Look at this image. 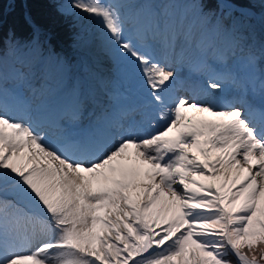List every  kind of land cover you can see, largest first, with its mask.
<instances>
[{"label":"snow or ice","instance_id":"1","mask_svg":"<svg viewBox=\"0 0 264 264\" xmlns=\"http://www.w3.org/2000/svg\"><path fill=\"white\" fill-rule=\"evenodd\" d=\"M71 7L96 19L122 55L138 62L164 126L125 124L122 113L86 135L65 131L59 146H49L13 118L0 90V179L30 202L28 211L0 203V264H233L229 255L237 264H264V43L259 107L212 95L225 81L255 90L254 81L229 71L209 73L204 98L172 96L176 73L124 39L121 5L73 0ZM205 7L199 14L211 24L215 11ZM220 31L219 24L206 29L200 43L210 48L209 34ZM184 39H193L191 31ZM9 43L13 53L43 54L35 27L28 44ZM246 64L255 72L256 55Z\"/></svg>","mask_w":264,"mask_h":264},{"label":"rangeland","instance_id":"2","mask_svg":"<svg viewBox=\"0 0 264 264\" xmlns=\"http://www.w3.org/2000/svg\"><path fill=\"white\" fill-rule=\"evenodd\" d=\"M251 2H253L254 4H259L264 13V4L261 3V0H251ZM72 3H73V0L65 1L61 6V10L65 13H73L75 15L74 24L80 26L79 30H82V32H86V34H88L86 42H88L89 46H92L91 48L94 51H96L101 58H105V57L109 58L108 56H111V61L114 62V65L112 64L107 65L106 68L107 70H110L111 73H113L115 70H112L111 68H114L117 64L116 63L117 56H118L117 46L115 45V43H113L112 41L108 39V35L106 34L105 30L102 29V27L97 22L90 21L91 18L89 16L82 14L78 10L72 8L71 7ZM113 4L121 5V2H119V0H116L113 2ZM123 11L124 10H121L120 13H122ZM36 12L37 11H35V13ZM198 12H199V9L196 11V13ZM228 12L229 11H226V13ZM243 15H246V14H243ZM168 16L169 14H166L164 20H166ZM28 17L29 16H27L26 19ZM132 17H133V14L129 13L128 9L127 11L124 12V15L122 16V18H126V20H130V21L132 20ZM258 17L259 15L255 13V17H253L255 25H257L258 23L257 21ZM188 20H189V17H188ZM188 20H185L183 23V26L185 28V33H187L190 28V22H188ZM226 27L224 26L223 32H226ZM202 34L203 33L197 32L195 35V39H194L196 45L188 46L187 57L185 61H186V66H189L191 68V75L183 76V75L176 74L171 84L174 87L181 88L184 85H186V87L194 88L192 91H186L185 95H183L189 98L193 96L204 98L203 94L205 92V84L209 78L210 72L229 71L234 76H236L238 80H240L236 71L232 67V65L234 66V64L237 63L238 59L235 60L232 65L230 64V61L236 55L238 50L236 48H233L231 51H228V50L225 51L227 49L225 47V44H215V45H211V47L209 48L208 40H205L203 44L200 43ZM226 40L227 39H225V41ZM137 48L141 50L142 52H145V54L150 55L148 51H144L143 45ZM149 48L152 50L155 47L152 44L150 45ZM249 52L255 54L257 57V61L260 62V56H261L260 48L257 50L250 49ZM6 57H9V55H6ZM74 64H75V60L72 61V65ZM4 66L7 67V63L5 61H4ZM119 67H122V65L118 64L117 69H116L118 75L120 76L122 68H119ZM256 70L258 74L256 76L257 78L255 79L256 81L254 83V88H260V81H259L260 66L257 64H256ZM64 71L67 73V76H66L67 79L73 80V76H71L72 70L68 67L66 61H63L57 67L55 71L56 76L61 75V85H63V83L66 82V80L65 81L63 80V76H62ZM250 77H251V74L249 76L241 77V81L247 82L249 81L248 78ZM77 80L80 81V78L78 77ZM19 82L20 81H18V83ZM70 85L71 83L68 84L67 87H69ZM169 86H168V89H169ZM140 87H143V89H141ZM106 89H110L111 92L108 93L105 90L104 92L106 96L103 97L101 101H95L87 97L85 100L86 102H83L84 105L86 104V107L88 109L84 106V110H86V112H84V115L79 116L78 120H82V123L77 128L73 127L69 123L68 124L62 123L63 114L59 115L58 113L54 112L51 109H48L47 112L45 113H37L35 115H31L30 111L32 110V107L30 106V103L27 106L25 104H22L21 102L16 103L15 102L16 97H14L11 93H8L7 95L9 97L11 115L13 116V118L21 120L25 124H31L32 127L36 128L41 134L44 135L45 143L49 146H59L60 143L62 142V134L65 131H71L77 136H80V133H81L80 131L82 129H83V135H86L89 132V129L91 130L95 128L94 125L97 119V116L93 114L95 109H96V114L98 115L99 112L110 113L116 108L122 109L123 107L129 104H132L131 101L129 100H123L118 106L112 105L111 102H109L110 98L120 99L121 95L126 96L127 98L131 99L133 98L132 97L133 96L132 93H133L138 104L141 106V110H142L143 117H144L143 121L146 123V126H148L149 123L154 125L152 123V120L155 115H158V113L155 111V107L152 108L151 104L149 103V93H148L146 82L143 76L139 78H135V76H131V75L121 76L119 79H117L114 82V85ZM130 90L132 91V93H130ZM139 91L143 92V94L140 95L138 93ZM241 91L242 90L239 87L233 85L230 81H225L223 89L218 93H213L212 95L220 97L222 104L232 103L242 108L244 107L245 101H247L250 104H252V101L253 103L260 102L255 97L249 98L243 95L244 93H241ZM138 116L139 115L136 116V119L138 118ZM50 123H54V126H51ZM162 126H164V122ZM256 126L259 129V125L257 124ZM156 129L161 130V129H158L157 127ZM3 181H4L3 179H0V182H3ZM9 182H11V180H9L6 183V185L0 189V203L10 204L12 201H16L15 191L13 188H11L12 182L10 185H8ZM26 202H27V206L24 211H28L30 209V202L27 200Z\"/></svg>","mask_w":264,"mask_h":264},{"label":"trees","instance_id":"3","mask_svg":"<svg viewBox=\"0 0 264 264\" xmlns=\"http://www.w3.org/2000/svg\"><path fill=\"white\" fill-rule=\"evenodd\" d=\"M59 2L60 0H0V55L12 47L10 38L13 42H30L33 33L32 26L26 19L29 16L40 30L41 41L48 38L47 50L52 59L60 55L64 61L74 59V53L71 52L73 44L67 45L71 39L74 40V35L69 34L71 28L67 29V23L62 21L60 12L57 13Z\"/></svg>","mask_w":264,"mask_h":264},{"label":"clouds","instance_id":"4","mask_svg":"<svg viewBox=\"0 0 264 264\" xmlns=\"http://www.w3.org/2000/svg\"><path fill=\"white\" fill-rule=\"evenodd\" d=\"M195 1H198V0H193L192 2H195ZM62 3H64V2H62ZM192 6L194 7V9H193V8H190V7L188 8L191 17L194 16V12H195V10L198 8V7L194 6V5H192ZM195 8H196V9H195ZM58 11L60 12V17H62V21H64L65 23H67V29L70 27L71 30H73L74 28H77V29L79 30L80 26H78V25H76V24H72V21H73L75 15H72V13H65V12H63V11L61 10V4H59V6H58L57 13H58ZM31 19H32V18H31ZM30 21H31V20H30ZM79 31H81V30H79ZM47 40H48V38L45 37L43 43H44V44L47 43ZM26 52H27V49H23V50H21L17 55H24ZM7 53H8V52H7ZM8 54H9L10 56H12V57H17V56L15 55V53H13V52H10V53H8ZM24 57H25V55H24ZM257 64L260 65L261 62H257Z\"/></svg>","mask_w":264,"mask_h":264}]
</instances>
